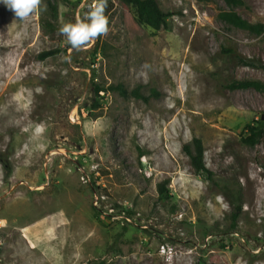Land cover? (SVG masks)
<instances>
[{
	"label": "rangeland",
	"instance_id": "obj_1",
	"mask_svg": "<svg viewBox=\"0 0 264 264\" xmlns=\"http://www.w3.org/2000/svg\"><path fill=\"white\" fill-rule=\"evenodd\" d=\"M113 1L79 50L58 29L95 0L25 19L0 3V264H264V134L242 140L264 91L232 87L264 83V32L222 20L224 0H157L158 30ZM234 9L264 25V0ZM117 84L145 97L95 92ZM194 137L212 180L184 151Z\"/></svg>",
	"mask_w": 264,
	"mask_h": 264
},
{
	"label": "trees",
	"instance_id": "obj_2",
	"mask_svg": "<svg viewBox=\"0 0 264 264\" xmlns=\"http://www.w3.org/2000/svg\"><path fill=\"white\" fill-rule=\"evenodd\" d=\"M123 2L130 4L136 8L138 13V18L140 22L148 25L152 29L158 30L167 25V17L169 13L165 12L159 5L157 0H122ZM225 3L231 7L229 10H224L219 13L222 20L252 32L263 33L264 25L258 23H252L247 19L243 18L235 9L243 3V0H224ZM96 2V0H95ZM115 4L113 0H107L105 7V16L108 19L109 15L113 12ZM56 16V12H54ZM59 51V49H50L43 52L40 56L41 58H46L48 56L54 55ZM235 88H248L253 87L257 90L264 91V83L257 80H244L232 85ZM117 90L123 96L135 95L136 97H145L140 90L134 89L129 92L122 84L110 85L109 87H101L99 85L95 86V92L100 94L102 91ZM246 129L249 131L250 135L243 137V141L248 144H256L260 141V138L264 134V124L263 121H259L257 125L248 123ZM184 151L190 156L192 166L195 171L207 177L208 179H213L214 172L207 167L205 161V148L204 143L201 138L194 137L191 143H186L184 145ZM167 181H162L159 183V192L161 196L167 197L169 195V190L166 187ZM240 212V207L233 213V224H236Z\"/></svg>",
	"mask_w": 264,
	"mask_h": 264
},
{
	"label": "clouds",
	"instance_id": "obj_3",
	"mask_svg": "<svg viewBox=\"0 0 264 264\" xmlns=\"http://www.w3.org/2000/svg\"><path fill=\"white\" fill-rule=\"evenodd\" d=\"M0 3L11 9L19 19H25L39 6L40 0H0ZM106 4L107 0H96L95 4L90 5L88 11L84 13L83 19L78 16L74 23L61 25L58 29L59 34L67 39L72 48L78 50L98 36L106 34L108 31V20L105 16ZM70 59L71 57H65L66 61ZM44 131L43 124H34L31 128L29 143L37 141ZM35 146L41 147L39 144ZM24 147L27 148L28 145Z\"/></svg>",
	"mask_w": 264,
	"mask_h": 264
}]
</instances>
